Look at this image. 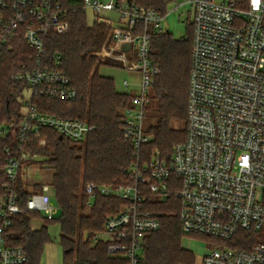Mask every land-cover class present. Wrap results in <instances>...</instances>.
Returning <instances> with one entry per match:
<instances>
[{
    "label": "built area",
    "instance_id": "obj_1",
    "mask_svg": "<svg viewBox=\"0 0 264 264\" xmlns=\"http://www.w3.org/2000/svg\"><path fill=\"white\" fill-rule=\"evenodd\" d=\"M177 1L170 0L161 13L129 0H85L86 14H118L119 20L110 22L113 35L103 61L111 60L137 77L123 82L131 101L122 120L136 163L126 172L129 183L86 186L88 193L123 202L92 241L105 243L108 253L126 264H140L145 237L161 229L162 215L149 210L147 195L160 202L174 197L180 202L183 233L215 241L194 264H264V241L252 243L250 249L232 245L241 233L264 234V0H184L169 11ZM181 6H190L193 24L186 138L175 145L169 160L155 150L146 160L142 148L151 142L146 121L160 74L151 60L152 42L155 35L167 32L164 20ZM68 13L62 0H0V43L23 31L33 51L31 66L22 65L16 75L27 83L29 93L16 151L6 147L0 162V176L6 179L0 196V264H28L25 250L8 245L5 235L22 213L20 170L37 158L31 150L34 143L46 145L42 130L79 144L96 129L76 118L42 114L32 103L36 97L65 102L78 98L70 78L60 70L61 55L49 57L46 49L52 31L68 30ZM12 128L13 124L5 125L0 136L7 138ZM27 210L56 219L49 185L30 195Z\"/></svg>",
    "mask_w": 264,
    "mask_h": 264
},
{
    "label": "trees",
    "instance_id": "obj_2",
    "mask_svg": "<svg viewBox=\"0 0 264 264\" xmlns=\"http://www.w3.org/2000/svg\"><path fill=\"white\" fill-rule=\"evenodd\" d=\"M129 1L164 13L169 0ZM62 4L69 12V28L64 33L52 31L47 38L46 49L49 57L55 53L61 55L60 70L70 78L72 87L78 91V98L75 102H65L36 97L32 103L42 114L76 118L96 129L79 144L60 139V135L53 130H42V138H46L45 147L34 143L31 150L53 170L48 185L63 214L60 219L49 221L40 213L27 210L30 195L41 191L42 185L34 184L29 190L28 184L23 181L21 168L17 190L22 213L14 217L11 227L6 230V241L8 245L25 250L28 264H41L45 248L51 241L49 227L58 224L65 264H126L119 258H111L105 243L91 245L94 235L102 231L106 218L117 213L123 202L99 193H88L84 185L117 186L129 183L126 172L136 163V158L133 145L124 137L122 120L131 95L118 92L114 79L100 75L103 65L95 67L97 53L108 38L110 25L91 23L83 11L85 0H62ZM189 28L187 35L180 39L168 31L153 38L151 60L160 74L155 79L154 97L149 108L151 112L155 105L157 122L147 127L152 140L142 148L146 160L154 150L163 159L169 160L175 145L186 138L193 24ZM32 56L33 51L27 46L23 31L8 43H0V130L13 124L7 138L0 136V162L4 161L6 147L16 151V139L23 120L20 98L28 89L27 83L16 79V75L22 65L31 66ZM174 122H184V130L174 129ZM5 180L4 176H0V196L4 192ZM92 197L95 204L90 207ZM147 201L149 210L162 215L161 229L145 237L140 264H194V254L182 246L184 233L180 202L174 197L160 202L150 194ZM40 220L43 222L41 227L34 228V222ZM85 235H88V240H84ZM240 235L236 243H232L233 246L250 249L252 243L259 242L252 232Z\"/></svg>",
    "mask_w": 264,
    "mask_h": 264
},
{
    "label": "rangeland",
    "instance_id": "obj_3",
    "mask_svg": "<svg viewBox=\"0 0 264 264\" xmlns=\"http://www.w3.org/2000/svg\"><path fill=\"white\" fill-rule=\"evenodd\" d=\"M101 1H109V0H101ZM170 1V0H169ZM168 1V2H169ZM218 2H224V1H230V0H217ZM241 1V0H239ZM167 2V3H168ZM184 3V0H178L177 3H172L169 6V11L174 10L177 5H181ZM154 9V8H151ZM191 8L190 6H181V8L178 11L172 12L165 20H164V27L165 29L172 34L176 39H180L187 35L189 31V27L192 24V15H191ZM88 17V16H87ZM98 22V21H97ZM111 28L108 38L100 51L97 53V60H96V66L103 65L100 68V75L107 78H112L116 82V89L118 92L124 91V88L122 86L124 80L128 79L132 82L136 80V76L131 75L130 73L122 70L121 68L117 66H108L112 65L113 63L111 60H107L108 65H104L106 62L103 61L105 55L103 53V50L105 48H108L111 46L110 40L113 35V29L112 26H109ZM121 63H126L125 61H121ZM128 64V63H127ZM132 64V63H131ZM130 65V64H128ZM14 76V74L12 75ZM29 96V93H25L24 97L20 98V101L23 104L22 114L26 112V105H24V100L27 99ZM155 105L153 104V107L151 108V112H149L148 119L146 121V127L153 126L157 122V113L155 112ZM174 129L178 131L184 130L185 123L184 122H174L173 123ZM152 140V138H151ZM37 158L33 160L32 162L27 163L24 165L22 173H23V181L25 182L27 188L29 187V190H32V186L34 184H41L42 186L48 185L50 183V180L53 176V170L49 169L47 165L43 164V158L36 156ZM89 183L85 184V188ZM122 184V183H121ZM52 204L56 208V220L60 219L63 211L60 208L57 200L55 198H52ZM95 200L92 197L90 200V207L94 206ZM89 209H87V212ZM42 221H36L33 224L34 228H39L40 225H42ZM60 227L58 224L52 225L49 227V235L51 238V241L49 244H47L45 248V253L42 258L41 264H65L64 262V249L61 246L60 243ZM256 239L260 241H264V234L259 233L256 234ZM84 240H88V235L84 237ZM215 241L211 240L209 238H205L202 236H186L184 234L182 238V246L184 249L191 251L194 254V263H196V260L200 259L203 255H205L207 252H210L215 247ZM208 244V246H207ZM91 245L94 247L98 244H95L93 241ZM113 259H118V255H111L110 256Z\"/></svg>",
    "mask_w": 264,
    "mask_h": 264
},
{
    "label": "crops",
    "instance_id": "obj_4",
    "mask_svg": "<svg viewBox=\"0 0 264 264\" xmlns=\"http://www.w3.org/2000/svg\"><path fill=\"white\" fill-rule=\"evenodd\" d=\"M98 1H101V0H98ZM110 1L111 0H109V1H101V2L108 3ZM87 16H88V19H89V21L91 23L98 21V22H101V23H105V24H109L110 25V22L113 23V22H117L119 20L118 14L115 13V12H111V11L104 12L102 15H97L94 12L89 11V13H87ZM121 69L124 70V71H126L122 66H121ZM122 86H123V84H122ZM123 88H124V86H123ZM121 92L122 93H126V94H130L129 91H127L125 88H124V91H121ZM40 227H41V225H40Z\"/></svg>",
    "mask_w": 264,
    "mask_h": 264
},
{
    "label": "water",
    "instance_id": "obj_5",
    "mask_svg": "<svg viewBox=\"0 0 264 264\" xmlns=\"http://www.w3.org/2000/svg\"><path fill=\"white\" fill-rule=\"evenodd\" d=\"M129 48H130V46L129 45H127V46H125V50L127 51V50H129ZM60 139H63V137H60Z\"/></svg>",
    "mask_w": 264,
    "mask_h": 264
}]
</instances>
